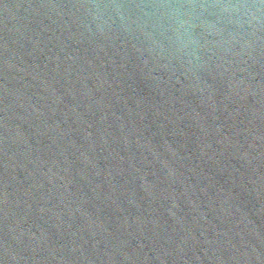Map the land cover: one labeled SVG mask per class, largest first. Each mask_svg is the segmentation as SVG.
I'll use <instances>...</instances> for the list:
<instances>
[{"label": "water", "instance_id": "obj_1", "mask_svg": "<svg viewBox=\"0 0 264 264\" xmlns=\"http://www.w3.org/2000/svg\"><path fill=\"white\" fill-rule=\"evenodd\" d=\"M0 264H264V0H0Z\"/></svg>", "mask_w": 264, "mask_h": 264}]
</instances>
